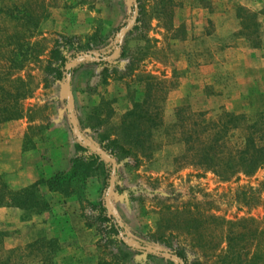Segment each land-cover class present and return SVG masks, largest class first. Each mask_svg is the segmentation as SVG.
Wrapping results in <instances>:
<instances>
[{
    "label": "rangeland",
    "instance_id": "rangeland-1",
    "mask_svg": "<svg viewBox=\"0 0 264 264\" xmlns=\"http://www.w3.org/2000/svg\"><path fill=\"white\" fill-rule=\"evenodd\" d=\"M128 1L131 13L126 0H0V59L6 52L4 37L16 26L12 17L23 11L37 21L28 41L39 52L22 70L7 74L0 60L1 106L17 94L18 78L29 87L12 104L18 117L0 121V180L10 189L66 171L75 154L71 123L62 110L67 88L44 70L55 40L74 38L85 56L93 34L121 32L130 16L132 32L118 37L123 56L116 64L87 63L70 73L68 115L80 121L98 147L105 136L113 137L130 100L141 99L140 78L153 87L162 121L146 156L128 157L119 169L118 183L132 191L122 202L108 198L107 203L100 174L67 196L40 186L47 210L36 214L0 207L1 247L56 241L51 261L24 257V264H177L158 255H135L119 243L120 258L112 246L117 240L126 245V240L110 223H100L103 205L118 223L164 253H181L191 264H229V222L251 218L255 223L247 225L242 252L246 258L259 253L264 167L251 177L223 181L183 156L179 130L171 125L180 107L201 112L206 120L222 112L253 118L264 110V0ZM241 22L248 36L241 33ZM239 142L236 132L227 145ZM248 192L254 194L252 204H244Z\"/></svg>",
    "mask_w": 264,
    "mask_h": 264
},
{
    "label": "trees",
    "instance_id": "trees-1",
    "mask_svg": "<svg viewBox=\"0 0 264 264\" xmlns=\"http://www.w3.org/2000/svg\"><path fill=\"white\" fill-rule=\"evenodd\" d=\"M16 8L13 7V9ZM129 8V13H131L132 9ZM12 19L16 21V26L11 33L4 37L6 52H3L4 55L0 59L7 66L4 74L22 70L29 58L37 59L39 53L35 50L36 45L28 41L32 31L37 27V21L25 11L20 15H14ZM129 21L130 16L123 24L121 32L104 37L93 34L89 44L85 45L87 53L85 56L80 54V47L74 38L62 37L61 41L55 40L48 51V60L44 66V70L50 76L51 81L65 85V79H69L70 73L78 65L94 63L99 66H108L116 64L117 60L123 56L118 49V37L125 31L127 33L132 32V28L128 30ZM241 33L243 36H248L246 24L242 22ZM75 58L74 66L66 70L67 64ZM127 68L128 70L132 69L130 63ZM17 82V94L13 96L11 103L8 106L0 105V121L17 118L16 109L12 104L14 101L24 98L26 92H29L26 81L23 82L18 78ZM137 85L141 86L139 87L142 93L141 99L139 101L130 100L129 108L111 135L113 137L110 139L105 136L97 147L114 161L115 167L109 199L115 202H122L126 194L132 193L118 183L119 169L124 164V159L136 158L138 155L145 157L151 149L153 133L162 126L160 107L155 105L153 101V87L148 81L143 83L140 78ZM62 110L69 122L68 114L70 113L65 107V100H63ZM180 114H184L185 117H180ZM175 119L171 127L179 130L180 141L184 147L183 156L190 159L192 164L216 174L221 180L227 181L235 175L251 177L256 171L264 167V110L255 114L253 118H246L243 114L222 112L215 119L206 120L203 113L192 114L186 107H180L175 110ZM73 120L76 125L77 136H74L75 154L70 160L69 168L66 171L56 172L47 179H38L34 183L17 190L10 189L0 180V207H14L22 211L39 214V212L47 210V203L39 192L40 186L45 187L48 192H59L67 196L73 193L76 187L79 188L88 178L96 174L101 175L104 188L108 189L109 179L112 175L111 163L108 159L81 145L80 142L91 144L86 137L88 131L82 127L78 119L74 117ZM236 132H238L240 140L238 146H228V139L230 140V137ZM247 194V198H244V204H252L255 201L254 194L252 192ZM107 210V207L99 206L98 215L101 224L108 225L110 223L112 228H115L113 232L120 234L123 239L134 245L162 252L136 231L118 223ZM254 223L255 221L251 218L238 220L236 224L229 222V264H264V240L261 249L258 250L259 253L252 252L246 258L245 253L242 252L244 232L247 225L252 226ZM234 225L240 227L241 231L231 229V227L235 228ZM261 233L264 237V225ZM4 236L0 232V239ZM119 243L122 248L135 255L146 258L155 257L117 240L112 247L120 258L124 257V253L119 247ZM55 246L56 241L51 239H37L22 249L5 250L0 245V264H24V257L32 260L39 259L40 263H48L52 260ZM176 256L181 264H191L181 253H176Z\"/></svg>",
    "mask_w": 264,
    "mask_h": 264
},
{
    "label": "water",
    "instance_id": "water-1",
    "mask_svg": "<svg viewBox=\"0 0 264 264\" xmlns=\"http://www.w3.org/2000/svg\"><path fill=\"white\" fill-rule=\"evenodd\" d=\"M126 5H127V12H129L130 11L129 10L130 9L129 8L130 7V4H129V1L128 0H126ZM75 62H76V58L73 59L71 62H69L67 64V66H66L65 69L66 70H69L71 67L74 66ZM65 81H66L65 88H67V90H66V99H65L66 106L65 107L68 110V105H69V92H68V80H67V78L65 79ZM69 121L71 123V127H72V130H73L74 136H77L76 135V125H75L74 120H73V117L71 115H69ZM80 143H81V145L89 148L90 150L94 151L95 153H97L101 157L108 159V161L111 163V166H112V175H111V177L109 179L108 190H107V193H106V199L105 200L107 201L108 198H109V195H110V187H111V183H112V179H113V173H114V167H115L114 161L111 158H109L106 153H104L103 151L99 150L94 145L89 144V143H85V142H80ZM108 213L110 214L109 211H108ZM126 245L129 246V247H132V248H134L136 250L145 251V252H147L149 254H152V255H158V256H161V257H165V258L172 259V260L176 261L177 264H181V261L179 260V258H177L176 256H174L172 254L164 253V252H159V251H154V250H151V249H149L147 247H141V246H138V245H134V244L130 243V241H128V240H126Z\"/></svg>",
    "mask_w": 264,
    "mask_h": 264
}]
</instances>
